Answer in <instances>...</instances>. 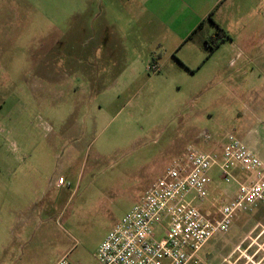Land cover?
Listing matches in <instances>:
<instances>
[{
  "label": "rangeland",
  "instance_id": "rangeland-1",
  "mask_svg": "<svg viewBox=\"0 0 264 264\" xmlns=\"http://www.w3.org/2000/svg\"><path fill=\"white\" fill-rule=\"evenodd\" d=\"M81 5L0 0V264H100V243L190 146L217 150L231 133L264 160L263 143L248 141L264 130V29L251 31L263 43L244 55L220 44L209 58L207 21L190 37L195 47L188 40L176 52L175 40L160 39L136 61H92ZM208 176L227 196L236 188L216 168ZM21 177L29 198L12 212L9 188ZM199 255L264 264V205L238 214Z\"/></svg>",
  "mask_w": 264,
  "mask_h": 264
},
{
  "label": "built area",
  "instance_id": "built-area-1",
  "mask_svg": "<svg viewBox=\"0 0 264 264\" xmlns=\"http://www.w3.org/2000/svg\"><path fill=\"white\" fill-rule=\"evenodd\" d=\"M201 140L214 137L205 132ZM213 168L236 185L229 196L213 188ZM262 205L264 165L228 133L217 150L190 146L108 233L97 257L100 264H204L199 253L207 242L227 232L238 214ZM56 264L72 263L64 256Z\"/></svg>",
  "mask_w": 264,
  "mask_h": 264
},
{
  "label": "crops",
  "instance_id": "crops-1",
  "mask_svg": "<svg viewBox=\"0 0 264 264\" xmlns=\"http://www.w3.org/2000/svg\"><path fill=\"white\" fill-rule=\"evenodd\" d=\"M177 1L179 0H80L83 5L78 8L77 13L86 14L87 17L81 30H88V35L95 43L93 51L88 50V56L90 55L92 61L94 59L103 61L106 55V58L108 55L112 56L108 59L110 61H136L145 57L140 53L142 46L146 49L148 47L149 54L146 56H151L153 45L159 43L160 39L175 40L176 52L188 40L189 44L195 47L200 43L190 37L196 31L204 29L211 14L213 23L209 21L211 22L209 31L200 39L201 43L205 44V41L215 34L217 28H220L230 38L221 46L227 44L231 47L240 46L243 55L254 52L253 47L262 45V37L255 38L251 31L264 29V0H180L184 6L182 9L177 5ZM187 12L189 15L186 14ZM199 47L204 48L202 45ZM184 48L180 56L182 61L190 55ZM100 52L102 54H99ZM206 53L208 54L207 50L205 55ZM213 54L214 52L209 58ZM114 56L116 59L113 58ZM128 68V65L123 66L121 72L127 71ZM248 135L251 139L248 141L261 150V144L264 145V130L254 129L252 132L248 131ZM248 148L255 153L254 148L249 146ZM38 159H41V154ZM260 160L264 165V160L261 158ZM36 169L32 176L35 178L32 184L34 195L37 196L43 168L38 166ZM28 175L31 177L30 172ZM28 184L26 177H21L9 188L12 201L17 205L14 207L12 204L10 211L19 210L22 207L21 200L29 198V191L23 192L25 185ZM1 213H4L3 209H0Z\"/></svg>",
  "mask_w": 264,
  "mask_h": 264
},
{
  "label": "trees",
  "instance_id": "trees-1",
  "mask_svg": "<svg viewBox=\"0 0 264 264\" xmlns=\"http://www.w3.org/2000/svg\"><path fill=\"white\" fill-rule=\"evenodd\" d=\"M208 20L213 23L212 14L209 15ZM226 39L230 38L223 30L217 28L216 33L205 41V46L210 51L209 54H212Z\"/></svg>",
  "mask_w": 264,
  "mask_h": 264
}]
</instances>
